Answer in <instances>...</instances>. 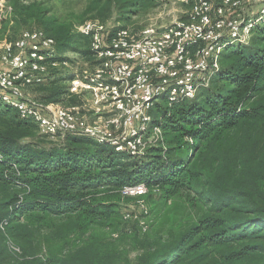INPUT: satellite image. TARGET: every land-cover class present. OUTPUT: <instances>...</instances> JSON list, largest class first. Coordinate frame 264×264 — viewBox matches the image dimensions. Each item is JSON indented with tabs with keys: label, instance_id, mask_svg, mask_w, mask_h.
Returning <instances> with one entry per match:
<instances>
[{
	"label": "trees",
	"instance_id": "16d2710c",
	"mask_svg": "<svg viewBox=\"0 0 264 264\" xmlns=\"http://www.w3.org/2000/svg\"><path fill=\"white\" fill-rule=\"evenodd\" d=\"M9 2L13 21L37 24L55 40L56 58L72 61L64 55L90 56L77 26L90 19L127 23L157 0H86L87 16L77 24L60 21L41 2ZM63 82L57 76L32 86L35 99L69 103ZM149 112L162 142L133 157L70 134L45 146L32 138L34 124L0 105V264H264V23L247 43L221 54L219 71L194 99L161 98ZM139 183L147 203L153 195L170 201L193 191L204 209L166 238L141 239L134 222L131 258L117 246L126 234L111 241L96 230H118L120 202L129 198L121 190ZM73 234L74 247L50 250V240Z\"/></svg>",
	"mask_w": 264,
	"mask_h": 264
},
{
	"label": "built area",
	"instance_id": "2783aa9c",
	"mask_svg": "<svg viewBox=\"0 0 264 264\" xmlns=\"http://www.w3.org/2000/svg\"><path fill=\"white\" fill-rule=\"evenodd\" d=\"M189 6L185 18L140 30L90 19L76 27L89 39V58L57 59L56 42L42 30H27L13 41H0V105L15 109L40 134L63 139L66 134L141 157L162 142L150 109L165 98L169 104L192 100L219 71V58L231 45L247 43L264 23V0H177ZM260 4L252 15L249 9ZM67 57V54L64 55ZM64 78L69 103L41 102L32 86ZM75 102H71V99ZM143 183L124 186L123 197L136 198L140 215L124 220L148 225Z\"/></svg>",
	"mask_w": 264,
	"mask_h": 264
},
{
	"label": "rangeland",
	"instance_id": "374dc122",
	"mask_svg": "<svg viewBox=\"0 0 264 264\" xmlns=\"http://www.w3.org/2000/svg\"><path fill=\"white\" fill-rule=\"evenodd\" d=\"M23 2H41L48 8L52 14L56 15L60 21L70 20L73 23H78L79 20L87 15H82L86 7V0H21ZM260 4H254L249 9L250 15L256 13L260 8ZM189 10V6L183 4L177 0H157L156 6L141 10L137 14L131 16L127 23L118 24L119 27L133 28L135 30H140L145 27L163 26L167 25L173 21L174 18H185ZM116 19V15L113 17ZM114 22V21H109ZM117 24V23H116ZM27 30H41L37 24L27 23L19 24L12 19V8L9 0H0V41H13L15 40L21 32ZM252 35V34H251ZM251 37V36H250ZM67 57H75L71 53H67ZM30 87L28 89L31 96L35 97L36 93ZM32 133L35 137L34 140L44 142L47 146L49 142H59L61 139L52 140L46 136H42L38 129L33 127ZM47 143V144H46ZM146 202V201H145ZM147 203V202H146ZM203 200L198 198L193 191H183L181 196H178L174 200L166 201L158 195H153L148 203L149 216L145 217L143 220L147 223L148 228L146 233H140L139 237L143 239L144 237H153L155 235L166 238L172 234H175L183 229H185L190 223L194 222L199 214L201 213L203 207ZM150 207V208H149ZM151 209V210H150ZM125 213H133L140 215V209L136 198H126L120 202V214L124 216ZM137 220L130 219L125 222L121 218V222L117 225L116 231L109 227L104 230L98 228L96 231L104 232L105 235L113 240L118 239V235L121 233L126 234L121 243H117L120 251H129V256L132 258L135 255V251L131 249L132 244V234L138 230V227L134 223ZM137 229V230H136ZM141 229V228H140ZM139 231V230H138ZM142 231V230H141ZM132 233V234H130ZM47 233L41 234L43 244L47 246V241L44 238ZM73 234L69 237L66 236L62 239H54L48 242L50 250L54 252H61L62 249H71L77 244L78 238Z\"/></svg>",
	"mask_w": 264,
	"mask_h": 264
}]
</instances>
